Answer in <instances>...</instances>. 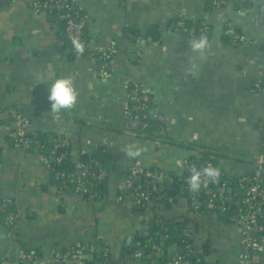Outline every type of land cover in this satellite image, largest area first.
I'll use <instances>...</instances> for the list:
<instances>
[{
  "label": "crops",
  "instance_id": "0c3cea01",
  "mask_svg": "<svg viewBox=\"0 0 264 264\" xmlns=\"http://www.w3.org/2000/svg\"><path fill=\"white\" fill-rule=\"evenodd\" d=\"M77 2L91 45L111 54L110 77L101 73V61L75 53L53 15L33 8L31 0H0V212L3 204L16 214L15 227L0 219V264H86L64 257L78 244L138 264L134 250H125L135 248L134 238L150 217L136 212L129 196H119L131 171L154 168L161 181L180 174L193 152L212 148L224 154L218 170L247 175L264 156V87L256 86L264 76V0H224L218 7L209 0ZM181 19L205 25L204 50H192L195 38L178 28ZM64 77L72 79L78 99L71 109L53 112L50 84ZM129 84L151 94L152 113L164 117L166 138L131 131ZM17 107L26 110L30 133L48 135L74 162L96 150L105 153L110 170L104 201L76 190L60 192L41 153L12 145L9 128ZM187 206L180 198L158 206V213L181 217ZM195 222L210 242L208 257L238 264L240 222L212 213ZM254 257V264H264V252Z\"/></svg>",
  "mask_w": 264,
  "mask_h": 264
},
{
  "label": "trees",
  "instance_id": "16d2710c",
  "mask_svg": "<svg viewBox=\"0 0 264 264\" xmlns=\"http://www.w3.org/2000/svg\"><path fill=\"white\" fill-rule=\"evenodd\" d=\"M40 1L42 2L44 0ZM209 1L213 7H218V5L214 3V0ZM73 9L77 12V17H85L86 14L82 7L75 5ZM48 13L53 15L56 20H59L62 24V31L65 39L69 40L72 46H74L73 42L66 35L65 22L57 17L56 11ZM181 21L184 22V26L188 28V30L186 31L178 27L180 30L190 34L195 39L202 36L206 38L207 28L202 22H192L182 19ZM189 29H193L194 31L191 33ZM128 33L129 36L136 40L142 38V33L137 30H128ZM149 36L150 37L148 38H152V35ZM81 42L84 45L91 46L90 39L86 34V25L82 32ZM110 55L111 54L109 53L108 57L103 58L99 53L97 58V60L104 62L105 70L107 72H110ZM261 85L264 86V76L261 80ZM129 86L136 87L137 85L129 84ZM149 95L150 100L145 102L143 109H133L135 102L129 103V109L132 110L133 114L132 116L138 117V123H136L134 131L137 134L150 139L166 138L164 133V120L159 119V115L152 113L151 94L149 93ZM17 109L24 115L28 116L26 110L18 107ZM11 117L13 119V116ZM25 136L29 139V144L26 145V147L31 146L45 158L46 165L51 175V183L55 184L60 192L76 190L77 186H82L84 187L82 193L95 200L104 201L107 198V181L110 167L107 164L106 156L104 155L105 153H103L102 150H96L93 154H85L78 162H74L71 159L67 148L64 146H53L48 135L37 132L27 133ZM10 140L14 146V140L12 138H10ZM223 156L224 154L220 150L205 148L203 151H199V156L191 154L187 157L186 166L180 174L169 175L161 181H155L157 179L158 171L154 168L138 171L136 175L131 171L128 174V177L132 180V184L122 188L119 191V196L121 198L129 196L135 204V211L139 213L147 212L148 208L152 205L166 207L171 203L178 201L180 198H183L186 200L189 210L194 213L208 214L211 212L210 208L207 206L210 197L206 193V187L200 185L199 188L193 189L189 184L190 177L193 168L198 171L206 167H213L218 170V163ZM58 157L61 159L57 160ZM78 163L82 166L80 167ZM84 170H86L85 174ZM101 171L105 172L104 176L100 175ZM218 173L219 175L217 177L220 178V183L224 184L226 195L230 197L229 201L221 203L223 209L218 210V216L226 222H233L232 217H242L246 212V207L242 203L245 197L243 191L246 185L255 183L254 173L247 175L233 173L229 175L220 170H218ZM201 178H204L209 182V187H215L214 184L211 183L213 180L212 178L203 175ZM260 184L264 187V178L260 180ZM192 190H196V193H193ZM170 200L172 201L170 202ZM195 203H199V207H195ZM261 208L264 213V199H261ZM13 211L14 210L9 206H4L2 204L0 212L1 221H7L9 214H15ZM261 221H263V218H261ZM10 226L14 227L15 223H10ZM188 229V217L180 219L179 217L166 218L162 215H155L150 223V228H148L147 233L145 235H137L134 238L135 243L139 242L146 250V257H150L144 258L143 261L146 263L156 260L158 261L157 264H171L175 254L183 255L184 257H204L205 255L210 254L211 247L209 241L204 243L203 249L197 254H186L187 248L192 245L191 239H189ZM263 236L264 233L261 232L259 238ZM154 244L160 245V253L157 256L152 254L154 253L152 246ZM81 245L86 248L92 246L88 244ZM73 250L72 247L69 249V251ZM132 250L135 251L136 247L133 249V247L131 248V246L128 245L125 254H131ZM124 258L125 257L121 258L118 264H127ZM108 259H110V253L102 249L94 251L93 259H91V261L86 259L85 262L86 264H107ZM192 263H194V260H192ZM203 264L206 263L203 262Z\"/></svg>",
  "mask_w": 264,
  "mask_h": 264
},
{
  "label": "built area",
  "instance_id": "2783aa9c",
  "mask_svg": "<svg viewBox=\"0 0 264 264\" xmlns=\"http://www.w3.org/2000/svg\"><path fill=\"white\" fill-rule=\"evenodd\" d=\"M214 3L218 6H221L224 3V0H214ZM31 5L35 9L39 10H45L47 12L56 11V15L59 19L63 20L65 22V31L67 37L70 38V40L73 42V50L76 54L79 56H89L92 59L98 58V55L100 53V56L103 58L108 57L109 53L105 50H101L98 48L93 47L92 45H84L81 42L82 38V32L86 25V15L85 17H77V12L73 9L75 5H78L77 0H31ZM178 27L180 29L188 30L184 26L183 21L178 22ZM189 31L192 33L194 30L189 29ZM74 41H78L81 45L80 48H77ZM103 64L101 73L105 77H110L111 73L107 72L105 70L104 62H101ZM137 85V84H136ZM257 88L264 87L261 85V82L256 83ZM127 92H128V99L126 102V117L129 119L130 122V128L132 129L134 133V128L136 126V123H138V117L132 116V110L129 109V103L135 102L133 109L136 108H144L145 102L150 100V95L146 89H144L142 86L137 85L136 87H130L127 85ZM141 103V104H140ZM159 119L164 120V117L158 116ZM29 128V117L27 115H24L19 110H14L13 112V122L10 125L9 128V137L14 140V146L15 147H26V145L29 144V139L25 136L27 133H30L28 131ZM200 151V150H199ZM199 151L193 152L195 156H199ZM61 158L58 157L57 160H60ZM187 161V160H186ZM78 165L81 167L78 163ZM186 166V162H185ZM197 170V169H196ZM198 171V170H197ZM86 173V170H84V174ZM137 171H134L133 174L136 175ZM101 176L105 175L104 171L100 172ZM264 178V156H260L256 160V170L254 173V180L255 183L246 185L244 188V199L242 203L244 204L245 208V214L242 217H232V221H238L241 223L242 227V237L240 240V250H239V257L237 258L238 264H254V256L256 254H260L264 252V241H262L259 238V235L261 232L264 233V213L262 212L261 208V199H264V187L260 184V180ZM214 184V188L209 187V182L205 180L204 178H201L200 185L206 187V193L209 195V202L207 204L208 208H210V213L208 214H215L218 215V210L223 209L221 203L224 201H229L230 197L226 195V190L224 184L220 183V178L217 177L212 180L211 182ZM132 180H128L127 185H131ZM190 184V183H189ZM191 185V184H190ZM76 191L83 192L84 187L77 186ZM193 193H196V190H192ZM172 200H170L171 202ZM199 203H195V207H199ZM160 206V205H158ZM152 205L148 208V211L146 212L147 216L150 217V220L146 223L145 230L141 231L140 235H145L148 231V228H150V223L155 215H161L158 213L159 207ZM188 208V207H187ZM150 214V215H149ZM205 214L201 213H194L193 211L189 210L184 215L179 217L180 219L184 217H188V235L189 239H191V244L187 248V253L190 255H195L199 251L203 249V245L206 242L201 238L199 230L196 228V220L200 218V216H203ZM261 218H263V221H261ZM16 221V214H9L7 217V223H15ZM15 227V226H14ZM251 231H257V236H252L250 234ZM153 255L157 256L160 253V245L154 244ZM136 250L134 251V258L136 259L138 264H157L158 261L153 260L152 262H144V258H150L146 257V250L141 246L139 242L135 244ZM74 249L73 251L67 252L64 257L70 256L74 259H77L78 261L86 260V259H93V252L97 251V249L94 246H91L89 248H86L85 246L78 244L75 246H72ZM87 250V251H85ZM108 252L107 250H105ZM173 251V250H171ZM22 257L28 258V253L22 251ZM209 254L205 255L204 257H184L183 255H177L173 257L171 264H221L219 261L215 259H211L208 257ZM57 257H63V254L57 253ZM150 256V255H148ZM192 260H194V263H192ZM119 260H114L113 257L110 256V259L107 260V264H118Z\"/></svg>",
  "mask_w": 264,
  "mask_h": 264
},
{
  "label": "clouds",
  "instance_id": "9594fccd",
  "mask_svg": "<svg viewBox=\"0 0 264 264\" xmlns=\"http://www.w3.org/2000/svg\"><path fill=\"white\" fill-rule=\"evenodd\" d=\"M74 43L77 48L81 47L78 41H74ZM207 46L208 40L203 36L191 41V47L193 51H202ZM48 98L51 102V110L53 112H60L61 110L71 109L76 104L78 99V92L73 84L72 79L64 77L54 80L50 84ZM202 175L215 179L219 175V173L218 170L213 167H206L199 171L193 168V172L190 177V184L193 189L199 188Z\"/></svg>",
  "mask_w": 264,
  "mask_h": 264
},
{
  "label": "water",
  "instance_id": "95a60500",
  "mask_svg": "<svg viewBox=\"0 0 264 264\" xmlns=\"http://www.w3.org/2000/svg\"><path fill=\"white\" fill-rule=\"evenodd\" d=\"M155 181H158V179H156ZM250 234L252 235V236H257L258 235V233H257V231H251L250 232ZM134 240L132 239V237H130L129 239H128V242H133Z\"/></svg>",
  "mask_w": 264,
  "mask_h": 264
}]
</instances>
